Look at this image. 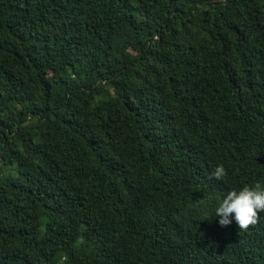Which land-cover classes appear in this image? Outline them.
Segmentation results:
<instances>
[{"label": "trees", "instance_id": "trees-1", "mask_svg": "<svg viewBox=\"0 0 264 264\" xmlns=\"http://www.w3.org/2000/svg\"><path fill=\"white\" fill-rule=\"evenodd\" d=\"M255 184L264 0H0V264H264Z\"/></svg>", "mask_w": 264, "mask_h": 264}, {"label": "clouds", "instance_id": "clouds-1", "mask_svg": "<svg viewBox=\"0 0 264 264\" xmlns=\"http://www.w3.org/2000/svg\"><path fill=\"white\" fill-rule=\"evenodd\" d=\"M222 165L215 167L213 176L217 179L225 175ZM215 207V215L220 226L234 221L238 227L245 228L256 222L257 214L264 212V186H242L228 191ZM214 207V205L212 206Z\"/></svg>", "mask_w": 264, "mask_h": 264}]
</instances>
